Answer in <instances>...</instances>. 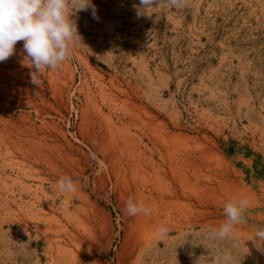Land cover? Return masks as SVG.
<instances>
[{
	"label": "rangeland",
	"instance_id": "374dc122",
	"mask_svg": "<svg viewBox=\"0 0 264 264\" xmlns=\"http://www.w3.org/2000/svg\"><path fill=\"white\" fill-rule=\"evenodd\" d=\"M92 4L39 85L23 41L0 62V264H264V0ZM233 197L247 223L211 239Z\"/></svg>",
	"mask_w": 264,
	"mask_h": 264
},
{
	"label": "clouds",
	"instance_id": "9594fccd",
	"mask_svg": "<svg viewBox=\"0 0 264 264\" xmlns=\"http://www.w3.org/2000/svg\"><path fill=\"white\" fill-rule=\"evenodd\" d=\"M160 0H140L138 15L142 9L153 5L158 6ZM173 7L180 8L187 0H165ZM94 19L95 5L92 0H0V62L6 61L15 52L17 42L23 41V49L30 59L34 72L32 82L39 85L38 75L43 69L56 70L72 57L73 50L85 46L78 32L73 16L79 11H88ZM77 182L71 177L62 176L56 182L54 191L59 194L77 191ZM251 201L248 198L233 197L225 203L223 211L225 220L216 229H209L211 239H230L238 225L247 223V215ZM126 214L136 216L150 215L153 208L146 206L143 201L131 198L125 205ZM161 236L168 229H158ZM255 245L264 246V227L256 228L251 239ZM222 264H234L230 253L222 257Z\"/></svg>",
	"mask_w": 264,
	"mask_h": 264
}]
</instances>
